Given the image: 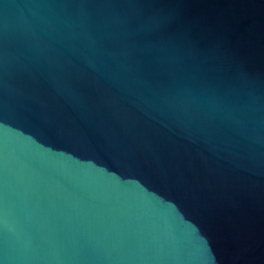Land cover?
Masks as SVG:
<instances>
[{"label": "water", "instance_id": "obj_1", "mask_svg": "<svg viewBox=\"0 0 264 264\" xmlns=\"http://www.w3.org/2000/svg\"><path fill=\"white\" fill-rule=\"evenodd\" d=\"M0 264H264V0H0Z\"/></svg>", "mask_w": 264, "mask_h": 264}]
</instances>
